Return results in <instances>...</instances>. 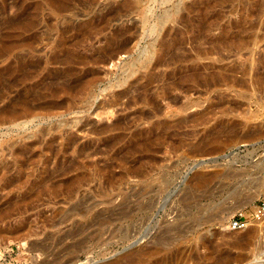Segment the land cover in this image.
Here are the masks:
<instances>
[{"label": "rangeland", "instance_id": "374dc122", "mask_svg": "<svg viewBox=\"0 0 264 264\" xmlns=\"http://www.w3.org/2000/svg\"><path fill=\"white\" fill-rule=\"evenodd\" d=\"M263 205L264 0H0V264H264Z\"/></svg>", "mask_w": 264, "mask_h": 264}, {"label": "built area", "instance_id": "2783aa9c", "mask_svg": "<svg viewBox=\"0 0 264 264\" xmlns=\"http://www.w3.org/2000/svg\"><path fill=\"white\" fill-rule=\"evenodd\" d=\"M263 216H264V205L262 207L257 208V213H255V218L259 220L260 217ZM229 225H230V231H240L246 229L249 224H247L245 220L233 219L231 220ZM250 264H261V263L252 262Z\"/></svg>", "mask_w": 264, "mask_h": 264}, {"label": "bare ground", "instance_id": "6f19581e", "mask_svg": "<svg viewBox=\"0 0 264 264\" xmlns=\"http://www.w3.org/2000/svg\"><path fill=\"white\" fill-rule=\"evenodd\" d=\"M19 17V16H18ZM237 37V36H236ZM236 51V50H235ZM217 53V52H216ZM220 53V52H219ZM219 56V55H218ZM4 80V79H3ZM5 81V80H4ZM8 83V82H7ZM5 84V83H4ZM19 99V98H18ZM13 102V101H12ZM9 107V106H8ZM24 168V167H23ZM64 170V169H62ZM194 183V182H193ZM241 243V242H240ZM135 253V252H134ZM132 260V259H131ZM172 260V259H171Z\"/></svg>", "mask_w": 264, "mask_h": 264}]
</instances>
